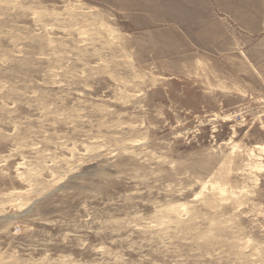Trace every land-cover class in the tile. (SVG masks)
<instances>
[{
    "label": "rangeland",
    "instance_id": "1",
    "mask_svg": "<svg viewBox=\"0 0 264 264\" xmlns=\"http://www.w3.org/2000/svg\"><path fill=\"white\" fill-rule=\"evenodd\" d=\"M264 0H0V264H264Z\"/></svg>",
    "mask_w": 264,
    "mask_h": 264
},
{
    "label": "bare ground",
    "instance_id": "2",
    "mask_svg": "<svg viewBox=\"0 0 264 264\" xmlns=\"http://www.w3.org/2000/svg\"><path fill=\"white\" fill-rule=\"evenodd\" d=\"M261 149H263V151H264V146H262Z\"/></svg>",
    "mask_w": 264,
    "mask_h": 264
}]
</instances>
